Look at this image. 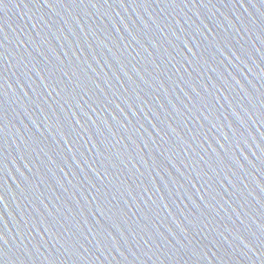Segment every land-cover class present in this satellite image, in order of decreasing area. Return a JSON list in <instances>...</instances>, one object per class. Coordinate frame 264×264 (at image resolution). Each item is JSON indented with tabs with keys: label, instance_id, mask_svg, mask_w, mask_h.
<instances>
[{
	"label": "water",
	"instance_id": "95a60500",
	"mask_svg": "<svg viewBox=\"0 0 264 264\" xmlns=\"http://www.w3.org/2000/svg\"><path fill=\"white\" fill-rule=\"evenodd\" d=\"M0 250L264 264V0H2Z\"/></svg>",
	"mask_w": 264,
	"mask_h": 264
},
{
	"label": "snow or ice",
	"instance_id": "6c2138e0",
	"mask_svg": "<svg viewBox=\"0 0 264 264\" xmlns=\"http://www.w3.org/2000/svg\"><path fill=\"white\" fill-rule=\"evenodd\" d=\"M0 2H2V0H0ZM45 2H47V0H45ZM3 255H4L3 251L0 250V256H3Z\"/></svg>",
	"mask_w": 264,
	"mask_h": 264
}]
</instances>
